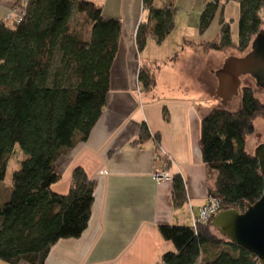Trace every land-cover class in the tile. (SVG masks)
I'll use <instances>...</instances> for the list:
<instances>
[{
  "label": "trees",
  "instance_id": "16d2710c",
  "mask_svg": "<svg viewBox=\"0 0 264 264\" xmlns=\"http://www.w3.org/2000/svg\"><path fill=\"white\" fill-rule=\"evenodd\" d=\"M233 1L239 4L237 41L221 16L216 36L198 44L205 52L242 53L263 27L264 0ZM16 5L21 21L13 26L0 21V182L15 145L25 158L11 176L8 199L0 203V261L45 264L59 240L79 238L89 222L96 182L76 167L67 192L55 193L60 175L54 164L87 139L103 113L122 23L103 16L91 0H27ZM219 5L220 0L208 1L199 16L201 31ZM142 7L144 17L135 33L138 54L148 40L160 45L174 29V0H142ZM158 68L156 63L140 64L141 92L154 90ZM240 98L238 109L216 107L202 117L198 144L201 161L214 177L209 197L218 200L220 210L243 212L264 192L258 162L245 149L255 119L264 116V103L249 87L242 88ZM153 138L157 142L143 124L131 145ZM171 184L173 206L182 207L183 180L174 174ZM211 222L159 225V235L173 246L160 264H259L252 253L220 237Z\"/></svg>",
  "mask_w": 264,
  "mask_h": 264
},
{
  "label": "crops",
  "instance_id": "0c3cea01",
  "mask_svg": "<svg viewBox=\"0 0 264 264\" xmlns=\"http://www.w3.org/2000/svg\"><path fill=\"white\" fill-rule=\"evenodd\" d=\"M26 1L0 0V21L18 2ZM91 1L101 7L103 16L121 20L122 33L101 117L87 139L59 157L54 168L60 180L65 179L66 190L76 167L96 186L87 228L77 239L59 240L45 264H160L162 254L173 246L161 238L158 226L192 225V216L209 197L214 177L201 161L198 142L202 117L216 107L209 100L205 79L222 66L223 58L233 55L205 52L198 45L210 40L207 28H199L202 2L185 11L197 18L195 24L179 29L175 9L173 31L160 45L148 40L138 54L135 33L144 17L142 0ZM185 41L195 45L185 46ZM175 54L178 57L172 60ZM143 61L159 65L153 91L140 90L137 77ZM213 62L217 66L212 67ZM202 76L205 81H198ZM143 124L157 142L153 138L132 146ZM162 153L169 160L167 172L183 180L182 207L173 206L171 181L157 184L152 178L153 172L163 169Z\"/></svg>",
  "mask_w": 264,
  "mask_h": 264
},
{
  "label": "rangeland",
  "instance_id": "374dc122",
  "mask_svg": "<svg viewBox=\"0 0 264 264\" xmlns=\"http://www.w3.org/2000/svg\"><path fill=\"white\" fill-rule=\"evenodd\" d=\"M204 1V2H203ZM209 0H175V9H177V25L180 26L179 29L185 24H189L190 26L195 24L196 17L187 16L185 11H188L190 7H199L200 3H204L203 7H206ZM224 17L225 20H228L231 27V34L233 41H237V21L239 17V4L236 1L230 0H220V5L218 9L215 10L213 18L210 24L207 27V39H213L219 29V21ZM194 18V19H193ZM199 21V20H198ZM7 24L9 26H13L14 23L12 21H8ZM261 29H264V25ZM176 34V33H175ZM209 40V41H210ZM250 46L242 53H238L236 50H228L226 55H233L236 57L243 56L249 51ZM230 52V53H229ZM219 62V61H218ZM226 58L222 60V66L215 70L214 74H208L206 76V82L208 83V96L209 100L215 102L213 107L224 108L228 110H236L240 107L241 100V91L243 87H249L254 96L257 97L261 102L264 103V90L257 87L254 79L250 76H240L238 79V85L236 88L230 87L227 83V79L218 74V70L225 66ZM216 63V62H215ZM211 63L214 65L212 67L217 66V64ZM204 76L198 81H205ZM222 83V85H221ZM145 95V94H143ZM264 141V116H259L255 119L254 122V132L247 137L245 140V149L246 151L253 155L256 148ZM13 155L9 160L6 175L3 181L0 182V203H4L8 199V194L10 190L11 176L14 171L18 170L20 166V162L25 158V155L22 153L18 145H15L13 148ZM65 179L59 180L54 186L53 189L56 191H60L62 193H66V189L64 188ZM221 211V210H220ZM218 211L217 214L220 212ZM216 214V215H217ZM215 215V216H216ZM214 216V217H215Z\"/></svg>",
  "mask_w": 264,
  "mask_h": 264
},
{
  "label": "water",
  "instance_id": "95a60500",
  "mask_svg": "<svg viewBox=\"0 0 264 264\" xmlns=\"http://www.w3.org/2000/svg\"><path fill=\"white\" fill-rule=\"evenodd\" d=\"M216 74L224 76L228 85L234 88L240 76H250L257 87L264 90V29L255 34L246 54L227 57L225 66ZM252 156L264 178V141ZM211 226L220 237L252 253L259 264H264V192L256 202L247 204L243 212L221 210L213 217Z\"/></svg>",
  "mask_w": 264,
  "mask_h": 264
},
{
  "label": "built area",
  "instance_id": "2783aa9c",
  "mask_svg": "<svg viewBox=\"0 0 264 264\" xmlns=\"http://www.w3.org/2000/svg\"><path fill=\"white\" fill-rule=\"evenodd\" d=\"M22 16V10L20 8H13L9 11V13L5 17V21H12L14 24H17L21 21ZM163 156V169L160 171H155L152 173L153 180L159 184L166 181H171L172 176L167 172V166L169 160L165 156L164 153L161 154V157ZM220 211V205L218 200L214 198L208 197L205 204H203L201 207H199V210L196 215L192 216V225L196 224H204L206 222H209L213 219V217L217 214V212Z\"/></svg>",
  "mask_w": 264,
  "mask_h": 264
}]
</instances>
